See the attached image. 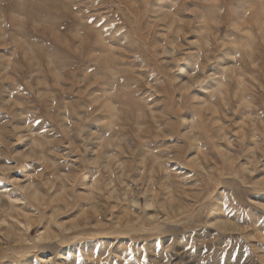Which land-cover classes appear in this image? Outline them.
Instances as JSON below:
<instances>
[{
	"label": "rangeland",
	"instance_id": "rangeland-1",
	"mask_svg": "<svg viewBox=\"0 0 264 264\" xmlns=\"http://www.w3.org/2000/svg\"><path fill=\"white\" fill-rule=\"evenodd\" d=\"M0 264H264V0H0Z\"/></svg>",
	"mask_w": 264,
	"mask_h": 264
}]
</instances>
